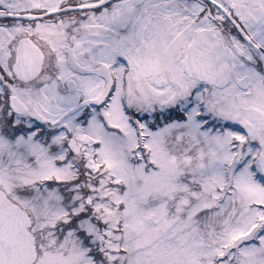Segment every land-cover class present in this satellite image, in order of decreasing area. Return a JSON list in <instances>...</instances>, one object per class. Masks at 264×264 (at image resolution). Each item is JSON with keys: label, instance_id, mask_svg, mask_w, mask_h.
Wrapping results in <instances>:
<instances>
[{"label": "snow or ice", "instance_id": "6c2138e0", "mask_svg": "<svg viewBox=\"0 0 264 264\" xmlns=\"http://www.w3.org/2000/svg\"><path fill=\"white\" fill-rule=\"evenodd\" d=\"M0 264H264V0H0Z\"/></svg>", "mask_w": 264, "mask_h": 264}]
</instances>
